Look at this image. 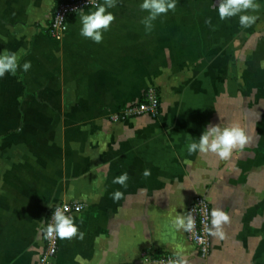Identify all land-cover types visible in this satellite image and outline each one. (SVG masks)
I'll list each match as a JSON object with an SVG mask.
<instances>
[{
    "label": "crops",
    "instance_id": "0c3cea01",
    "mask_svg": "<svg viewBox=\"0 0 264 264\" xmlns=\"http://www.w3.org/2000/svg\"><path fill=\"white\" fill-rule=\"evenodd\" d=\"M54 1L0 0V53L23 49L20 64L31 62L0 78V264H149L148 248L188 264H264V0L248 28L221 21L220 0H176L150 32L143 0H117L99 44L80 35V11L95 7L50 37ZM148 85L160 94L156 116L110 118ZM234 123L253 138L242 151L188 154L208 125ZM124 172L127 187L113 184ZM199 193L230 217L205 257L172 225ZM64 200L84 203L69 214L84 239H59L41 262L40 227Z\"/></svg>",
    "mask_w": 264,
    "mask_h": 264
},
{
    "label": "clouds",
    "instance_id": "9594fccd",
    "mask_svg": "<svg viewBox=\"0 0 264 264\" xmlns=\"http://www.w3.org/2000/svg\"><path fill=\"white\" fill-rule=\"evenodd\" d=\"M117 0H103V3L95 5V10L85 14L80 11V35L85 39H90L94 43L103 41V33L108 31L110 25L114 22L115 16L108 9L116 6ZM142 11H146L148 15L141 21L145 26V31L153 30V21L161 15H167L171 11H175L176 0H143L139 5ZM261 5L256 0H220L217 9L218 16L221 21L232 17L239 18V25L243 28L251 27L258 19L257 15L249 13H258ZM77 11V10H76ZM205 23L211 25V18H207ZM23 49L18 52H11L4 49L0 53V78L6 73L15 76L17 71L27 72L31 68V62L26 61L20 64V57L25 55ZM260 67L264 68V61H261ZM253 138L246 134V131L239 124H229L227 126L208 125L202 132L198 140H193L186 145L189 155L197 152L207 154H215L221 160H228L234 151H242L246 146L250 145ZM150 170L145 169L142 175L147 178L150 176ZM129 175L124 172L113 178L112 183L118 184L121 187H127ZM111 198L118 202L124 198V193L116 190L111 193ZM51 207V205H49ZM66 206H57L51 216V222L42 225L40 231L47 238L58 237L61 240L79 238L84 239L85 233L81 232L74 222L73 217L66 215L68 212ZM79 211V208H77ZM211 221L208 234L213 238L219 237L224 239L223 226L230 222V217L220 207L211 210ZM175 230H183L191 232L195 228V218L192 212L178 215L172 221ZM163 264H188L185 256L177 251L172 256L167 257Z\"/></svg>",
    "mask_w": 264,
    "mask_h": 264
},
{
    "label": "built area",
    "instance_id": "2783aa9c",
    "mask_svg": "<svg viewBox=\"0 0 264 264\" xmlns=\"http://www.w3.org/2000/svg\"><path fill=\"white\" fill-rule=\"evenodd\" d=\"M101 0H55L51 9L50 18L47 24V33L52 38H60L66 31L68 17L85 8L95 7ZM77 10V11H76ZM160 107V94L155 85H148L144 88L140 98L134 102L126 103L110 114L113 120L125 119L136 115L156 116ZM57 206H66L69 215L72 212H78L83 209L84 203L80 200H64L51 204L48 207L43 225L51 222V216ZM192 212L195 218V228L191 232H185L188 240L201 257L207 256L210 250V228L211 212L208 200L204 194H195L188 204L185 214ZM43 248L40 254L41 262H49L57 254L59 247V238H47L42 232ZM174 252L148 248L142 251L141 257L149 264H163V261L172 256ZM117 264H137L134 261H123Z\"/></svg>",
    "mask_w": 264,
    "mask_h": 264
}]
</instances>
